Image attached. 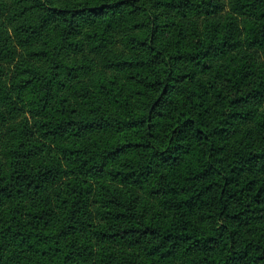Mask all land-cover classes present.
<instances>
[{
  "label": "trees",
  "instance_id": "obj_1",
  "mask_svg": "<svg viewBox=\"0 0 264 264\" xmlns=\"http://www.w3.org/2000/svg\"><path fill=\"white\" fill-rule=\"evenodd\" d=\"M0 264H264V0H0Z\"/></svg>",
  "mask_w": 264,
  "mask_h": 264
}]
</instances>
